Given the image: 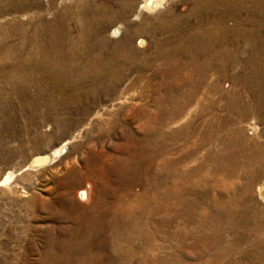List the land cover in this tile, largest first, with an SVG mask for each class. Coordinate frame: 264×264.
Masks as SVG:
<instances>
[{
	"label": "rangeland",
	"instance_id": "obj_1",
	"mask_svg": "<svg viewBox=\"0 0 264 264\" xmlns=\"http://www.w3.org/2000/svg\"><path fill=\"white\" fill-rule=\"evenodd\" d=\"M142 1L0 0V180L9 171L14 174L0 183V264H264V108L242 115L225 107L228 95L244 93L245 102L254 100L239 80L254 66L264 74V16L258 15L252 0H226L216 6H206L207 0H153V9L140 8ZM261 3L264 6V0ZM93 8L106 13L98 31L84 36L83 26L89 25ZM177 20L179 27L203 34V44L217 38L212 53H225V58L215 62L192 100L164 125L158 111L173 104L168 91L179 98L189 90L174 74L169 80L165 75L166 56L175 55L181 63L189 59L178 46L181 31L167 30ZM213 28L217 32L211 37ZM126 36L129 45L121 42ZM98 69L122 75L115 90L93 89L106 80L95 74ZM183 71L188 73L186 67ZM58 85H63L61 97L54 94ZM73 87L80 95L67 107L64 97L73 94ZM54 96L60 103L53 113L49 104ZM208 102L214 104L213 110L203 111ZM216 118L220 125L213 140L198 145L208 136L207 123ZM187 123V137L167 138L168 153L159 159L162 165L168 158L185 155L186 168L201 164L203 169L187 178L192 188L186 196L198 204L197 217L179 230L157 226L160 216L152 208L149 175L136 173L118 182L114 173L119 160H136L133 154L143 137L160 140L158 128L170 134ZM145 126H154L155 132L147 133ZM67 139L66 150L51 162L29 166L34 157L50 153ZM221 159L234 165L231 175L220 171ZM248 183L251 190L245 191ZM237 198L244 201L242 206L238 201L237 211L250 220L243 219L238 230L247 229L250 240L226 247L223 242L231 241L232 234L225 224L221 244L212 247L197 240L194 233L201 229V215L218 211L220 201ZM174 230L182 238L168 239ZM117 244L131 247V257L117 261L112 250ZM244 250L251 256L240 253ZM214 253L218 256L212 260Z\"/></svg>",
	"mask_w": 264,
	"mask_h": 264
},
{
	"label": "bare ground",
	"instance_id": "obj_2",
	"mask_svg": "<svg viewBox=\"0 0 264 264\" xmlns=\"http://www.w3.org/2000/svg\"><path fill=\"white\" fill-rule=\"evenodd\" d=\"M242 1V0H241ZM254 2V5H256V9L258 10V15H262L264 16V9L262 7H264L261 3V0H252ZM225 4L226 0H207L206 2V6H216V4ZM155 2H153V0H143L140 4V8L144 9V8H149L152 9L154 7ZM84 5V4H83ZM159 5V4H158ZM85 7V6H84ZM144 7V8H143ZM105 8V7H104ZM84 9V8H83ZM88 9V8H87ZM106 9V8H105ZM101 8V9H94L93 8V12L91 13L90 19L88 24L86 26H83V30H82V35L87 36L89 33H93L95 32V30L98 31L99 26L101 25V19H103V16L106 13V10ZM149 10V9H148ZM79 11V10H78ZM85 11V10H84ZM91 11V10H90ZM89 12V11H88ZM84 13V12H83ZM78 15V14H77ZM121 15V14H120ZM86 16V15H85ZM82 18V16H81ZM86 17H84L85 19ZM78 19V17H77ZM87 19V18H86ZM79 20V19H78ZM61 21V20H60ZM87 23V22H86ZM179 21L177 20L175 23L172 24V26L167 30L169 31H174V30H178L181 31L183 37L182 40L178 43L179 48H181V46L183 47V49H185V51L187 53H189V59L185 60L184 63L180 62V59L178 57H176L175 55L169 57L166 56V65H167V74L165 73V75L171 76V74H174L173 76L177 77L180 81H182V85L186 84L189 85V90L186 92V95H183L181 97H176L173 96L172 91H168V96L167 99L169 101H171V107H168L169 104H167V107L165 108H160L159 109V116H161L163 119L161 120V122L166 125L168 122H170V120L177 114H179L184 108L185 105L187 103H189V101L192 100V98L194 97L197 89L199 88L201 82H203V79L205 78V75L207 74V71H209L214 64H216L215 62H218L219 60L225 58L224 54L222 53H218L217 51L212 53V51L214 50V47L217 45V42L215 41V39L217 38H212L213 40L211 41H207L205 44H203L202 40H201V34L197 29L194 30H188L185 27H179ZM81 28V27H80ZM39 30V28L37 29ZM80 30V29H79ZM100 30V29H99ZM115 31L118 32V29H115ZM212 35L211 37L215 36L214 33H216V28H213L212 30ZM54 33V32H53ZM114 33V32H113ZM220 33V32H219ZM56 34V33H55ZM98 34V33H97ZM100 34V33H99ZM35 35V34H34ZM80 35V34H79ZM37 36V35H36ZM81 36V35H80ZM91 36V35H90ZM221 36V35H220ZM217 37V35H216ZM65 38V37H64ZM77 38V37H76ZM79 38V37H78ZM82 38V36H81ZM85 38V37H84ZM89 38V37H88ZM189 38V39H187ZM87 39V38H86ZM130 39V38H129ZM128 36H126L125 38H123V40L121 41L124 45L127 44L129 45V40ZM219 39V38H218ZM35 40V39H34ZM45 40V39H44ZM48 40V39H47ZM83 41V40H82ZM141 41V40H140ZM169 40H167L168 42ZM204 41V40H203ZM253 41V40H252ZM61 42H63L61 40ZM76 42V41H75ZM80 42V41H79ZM85 42V41H84ZM142 42V41H141ZM216 42V43H214ZM48 43V42H47ZM74 43V42H72ZM61 45V43H58ZM57 44V45H58ZM82 44V43H81ZM122 44V45H123ZM171 44V43H170ZM215 44V45H214ZM76 45V44H75ZM84 45V44H83ZM78 46V45H77ZM75 46V47H77ZM80 46V44H79ZM89 46V45H88ZM58 47V46H57ZM61 47V46H60ZM63 47V46H62ZM61 47V48H62ZM73 48V47H72ZM80 48V47H79ZM258 49V48H256ZM255 49V50H256ZM6 51V50H5ZM43 51V50H42ZM87 51V50H86ZM161 51V50H159ZM176 51V50H175ZM34 52V50H33ZM77 52V51H76ZM79 52H82L79 51ZM226 52V51H225ZM49 53V52H48ZM75 53V52H74ZM257 53V51H256ZM65 54V53H64ZM79 54V53H78ZM84 54V53H83ZM167 54V53H166ZM172 54V53H171ZM169 54V55H171ZM228 54V53H227ZM255 54V53H254ZM33 55V54H32ZM60 55V54H58ZM62 55V54H61ZM95 55V54H93ZM30 56V55H29ZM28 56V57H29ZM56 56V55H55ZM96 56V55H95ZM126 56V55H125ZM203 56V59L200 60L199 57ZM262 56V55H261ZM31 57V56H30ZM29 57V58H30ZM45 57V55H44ZM48 57V56H47ZM51 57V56H50ZM65 57V56H64ZM99 57V56H97ZM96 57V58H97ZM264 57V56H263ZM261 57V58H263ZM27 58V56H26ZM33 58V57H32ZM76 58V57H75ZM74 58V59H75ZM94 58V57H93ZM107 58V57H106ZM163 57H161L162 59ZM260 58V59H261ZM40 59V58H39ZM55 59V58H54ZM62 59V58H61ZM95 59V58H94ZM99 59V58H98ZM126 59V58H125ZM129 59V57H128ZM27 60V59H26ZM30 60V59H29ZM37 60V59H36ZM41 60H43L41 58ZM45 60V59H44ZM56 60V59H55ZM65 60V58H64ZM70 60V59H69ZM68 60V61H69ZM80 60V59H79ZM90 60V59H89ZM114 60V59H113ZM135 60V59H134ZM226 60V59H225ZM253 64L257 65V62H259L258 60H256V56H254L253 58ZM33 61V60H32ZM49 61V60H48ZM76 61V60H75ZM98 61V60H97ZM101 61V60H100ZM99 61V62H100ZM126 61V60H125ZM164 61V60H163ZM31 62V60H30ZM41 62V61H40ZM58 64L64 62L57 60L56 61ZM102 62V61H101ZM112 62V61H111ZM115 62V60H114ZM26 63V62H25ZM24 63V64H25ZM29 63V62H28ZM37 63V62H36ZM44 63V62H43ZM55 63V62H54ZM53 63V64H54ZM66 63V61H65ZM64 63V64H65ZM78 63V62H77ZM86 63V61H85ZM84 63V64H85ZM104 63V62H103ZM116 63V62H115ZM123 63V62H122ZM163 63V62H162ZM175 65V70L173 71L174 73H172V68L170 69V67H173V65ZM226 65V62H224ZM34 64V63H33ZM46 64V63H45ZM48 64V63H47ZM46 64V65H47ZM94 64V63H93ZM98 64V63H97ZM96 64V65H97ZM252 64V63H251ZM26 65V64H25ZM40 65V64H39ZM73 65V64H72ZM75 67H77V64H74ZM92 65V63H91ZM95 65V64H94ZM112 65V64H111ZM124 65V63H123ZM32 66V65H31ZM36 66V65H35ZM70 66V65H68ZM99 66V65H98ZM107 66V65H106ZM61 67V66H60ZM65 67V66H64ZM63 67V68H64ZM67 67V66H66ZM73 67V66H72ZM90 67V66H87ZM86 67V68H87ZM105 67V66H104ZM165 67V66H164ZM162 67V68H164ZM187 68V74H185V72L183 71L184 68ZM225 67V66H224ZM30 68V67H29ZM45 68V67H44ZM54 68V67H53ZM112 68V67H111ZM166 68V67H165ZM169 68V69H168ZM252 68V66H251ZM31 69V68H30ZM58 69V67H57ZM70 69V67H69ZM78 69V68H77ZM80 69V68H79ZM96 69V66H95ZM101 69V68H100ZM98 69L97 72L95 74H97V76H99L98 78H105L106 80L103 82L102 85L98 84V86L93 87V89H99V88H103L102 90L107 91V92H111L112 90H115V87L117 86V84L120 82L121 80V76L122 75H118L115 71L114 72H109V71H103ZM103 69V68H102ZM107 69V68H106ZM114 69V68H113ZM116 69V68H115ZM258 67L254 66L253 71L251 72V74H247V76L244 79H238L239 80V85L242 86L243 88H247V91L251 92L254 94V100L252 103H247L245 102V94L244 93H238L236 95L233 96H229L227 97V100L225 102V107L229 110V111H236L239 114H244L249 112L250 110H255V109H263L264 108V74L260 72V70H258ZM261 69V68H260ZM49 70V69H48ZM93 70V69H92ZM109 70V68L107 69ZM117 70V69H116ZM165 70V69H164ZM46 71V70H45ZM44 71V72H45ZM51 71V70H50ZM69 71V70H68ZM75 71V70H74ZM88 71V70H87ZM95 71V70H94ZM80 72V70H79ZM84 72V71H83ZM86 72V71H85ZM263 72V71H262ZM46 73V72H45ZM50 73H54L53 70ZM56 73V72H55ZM66 73V72H65ZM72 73V72H71ZM82 73V72H81ZM80 73V74H81ZM89 73H94V72H90ZM163 73V72H162ZM184 73V75H183ZM79 74V75H80ZM121 74V73H120ZM160 74V71H159ZM164 74V73H163ZM53 75V74H52ZM82 75V74H81ZM80 75V76H81ZM90 75V74H89ZM48 76V75H47ZM92 76V75H91ZM96 76V77H97ZM163 76V75H162ZM50 77V76H49ZM55 77V76H54ZM90 77V76H89ZM137 77V76H136ZM165 77V76H164ZM163 77V78H164ZM67 78V77H65ZM96 79V78H95ZM171 78H168V80ZM176 79V78H175ZM57 80V79H55ZM64 80V79H63ZM137 80V79H136ZM165 80V79H164ZM174 80V79H173ZM178 80V81H179ZM67 81V80H66ZM81 81V80H80ZM171 81V80H170ZM48 82V81H46ZM115 82L117 84H115ZM68 83V81H67ZM168 83V82H167ZM166 83V84H167ZM53 84V83H52ZM62 84V83H61ZM203 84V83H202ZM51 85V84H50ZM53 86V85H52ZM51 86V87H52ZM59 86L55 88V92L54 94H58L57 96L60 95L59 93ZM63 86V85H61ZM60 86V87H61ZM77 86V85H76ZM75 86V87H76ZM90 86V85H89ZM71 87V86H70ZM73 87V94L70 95V93L68 94V96L64 97V105L68 107L69 104H72L77 97V94L80 95V90L78 88ZM92 87V86H91ZM80 88V87H79ZM211 88V87H210ZM216 88V87H215ZM63 89V88H62ZM92 90V89H90ZM212 90V88H211ZM249 92V93H250ZM94 93V92H93ZM167 93V92H166ZM236 93V92H234ZM52 94V93H51ZM95 94V93H94ZM107 94V93H106ZM252 95V94H251ZM53 96V95H52ZM61 97V96H59ZM165 97V96H164ZM57 97H51V101H50V107L53 110L52 112L54 113L55 111V106L57 107L59 105L60 102H58V100H56ZM166 101V100H165ZM167 101V102H169ZM214 102V101H213ZM170 103V102H169ZM63 105V104H62ZM64 106V107H65ZM214 108V104L212 102H208V104L204 107L203 111H211ZM46 110V109H45ZM67 110V109H66ZM202 110V108H201ZM42 111V110H41ZM59 111V110H58ZM263 111V110H262ZM259 112V110H258ZM46 112L42 113L44 115ZM51 113V112H50ZM61 113V112H60ZM48 117V116H47ZM46 117H43V119H45ZM227 118V117H226ZM41 119V118H40ZM39 119V120H40ZM42 120V119H41ZM221 120V118H220ZM223 120V119H222ZM43 121V120H42ZM46 121V120H45ZM66 121V120H65ZM83 121V120H82ZM218 120L213 119V121H209L207 123V131H208V136L205 135V137L203 139H200V144L201 145L205 142L210 141V139H212L211 135L213 134V132H216V130H218L217 128H219L218 124ZM229 122V121H228ZM226 123V122H224ZM43 124V123H42ZM152 124V123H151ZM227 124V123H226ZM38 125V124H37ZM205 125V124H204ZM203 125V126H204ZM222 125V124H221ZM147 126V125H146ZM145 126V127H146ZM225 126V125H224ZM109 127V126H108ZM188 129H189V123L185 124V126L181 127L180 129L177 130H173L170 134H165L161 129L158 128V130H156L157 134L159 135V139L160 140H153L152 138L145 136L141 139V142H139V146L137 145V151L134 152L133 156L137 154L136 156V160L135 161H128V157L125 158V160H119V166L117 167V169H115V176H114V181H122L123 179H125L126 177H128L129 175L134 176L136 173H140L141 175H146V177L149 175L150 180H151V187L149 188L150 191V196H151V202L152 204V208L153 210H155L154 212L160 216L159 220L160 223H158L159 225L157 226H169L170 228L175 227L176 229H181V224L186 225L188 224V222H192L195 219L196 216V207L197 205L195 204L194 200L189 199L186 194L191 191L192 186H190V184H188V176L189 175H196L198 173H200L201 171V164L200 166H196L192 169H188L186 168L184 161H186V156L184 155V157L182 156H176L173 158H168V160L164 161V163H162V165L159 164V159L161 160L163 157V154L166 152L167 150V144L165 142V140L171 139V140H178L179 137H187L188 134ZM195 129V128H194ZM224 129V128H223ZM146 132L147 133H151V132H155V127L154 126H150V127H146ZM205 130V129H203ZM228 130V128H227ZM231 130V129H230ZM233 130V129H232ZM237 130V129H236ZM234 130V131H236ZM191 131V130H190ZM194 131V130H193ZM202 131V130H201ZM221 131V130H220ZM42 132V131H41ZM203 132V131H202ZM201 132V133H202ZM229 132V131H228ZM231 132V131H230ZM239 132V130H238ZM237 132V133H238ZM44 133V132H43ZM203 134V133H202ZM201 134V135H202ZM229 134V133H228ZM227 134V135H228ZM240 134V133H239ZM238 134V136H239ZM236 135V134H235ZM143 136V135H142ZM75 138V135L73 136ZM228 137V136H227ZM226 138V137H225ZM234 138V137H233ZM238 138V137H237ZM198 139V138H197ZM196 139V141H197ZM229 139V138H228ZM232 139V138H231ZM213 140V139H212ZM70 141V139H67L65 141V143H63L62 145H60L59 147L55 148L53 151H51L50 153H46L44 155H38L36 157H34L30 163L29 166L32 165H38V164H43L44 162H51L55 157H57L59 154L63 153L66 149H65V145L66 143H68ZM236 141V140H235ZM138 142V141H137ZM233 142V140H232ZM197 144V143H196ZM207 144V143H206ZM229 144V143H228ZM231 144V143H230ZM224 145V144H223ZM198 147V146H197ZM230 147V145H229ZM171 149V148H170ZM135 150V149H134ZM173 150V149H172ZM168 153V152H166ZM182 153V152H181ZM183 154V153H182ZM209 154V153H208ZM128 155V154H127ZM249 155V154H248ZM257 155V154H256ZM209 156V155H208ZM225 156V154H224ZM250 156V155H249ZM125 157V156H124ZM162 157V158H161ZM218 158V157H217ZM221 158V157H220ZM224 158V157H223ZM242 158V157H241ZM246 158V156H245ZM244 158V159H245ZM257 158V157H255ZM242 159V160H244ZM250 159V158H248ZM252 159V158H251ZM258 159V158H257ZM239 160V159H237ZM241 160V162H242ZM162 161V162H163ZM218 161V160H217ZM256 161V160H255ZM260 161V160H257ZM220 162V160H219ZM218 162V163H219ZM229 162V161H228ZM238 162V161H237ZM249 162V161H248ZM254 162V161H253ZM247 163V162H246ZM250 163V162H249ZM47 164V163H46ZM115 164V163H114ZM160 166H159V165ZM217 164V163H216ZM227 164V163H226ZM224 163V159H221V165L220 166V171L224 172L225 176H229L233 173V171H235L234 169V165L230 166V165H226ZM28 166V167H29ZM251 166V165H250ZM27 167V166H26ZM248 167V166H247ZM219 167H217L218 170ZM257 168V167H255ZM251 169V168H250ZM137 170V171H136ZM203 170V169H202ZM216 170V172H217ZM246 170V169H245ZM255 172V169H253ZM259 170V169H257ZM106 171V170H105ZM214 171V170H213ZM212 171V172H213ZM260 172V171H259ZM243 173H245L243 171ZM248 173V172H246ZM201 174V173H200ZM220 174V173H219ZM258 174V173H257ZM221 175V174H220ZM236 175V174H235ZM244 175V174H242ZM248 175V174H247ZM12 176H14L12 171L7 172L4 177L0 180L1 184L7 183L10 178H13ZM103 176V175H102ZM138 176V175H137ZM199 176V175H197ZM223 176V175H222ZM256 176V174H255ZM224 177V176H223ZM234 177V176H233ZM250 177V176H249ZM252 177V176H251ZM113 178V177H112ZM200 178V176H199ZM228 178V177H227ZM104 179V178H103ZM195 179V178H194ZM107 180V179H106ZM148 180V179H147ZM193 180V179H192ZM222 180V179H221ZM227 180V179H226ZM249 180V179H248ZM253 180V179H252ZM127 181V180H126ZM196 181V180H195ZM194 181V182H195ZM125 182V181H124ZM199 182V180H198ZM226 182V181H225ZM107 183V182H106ZM229 183V182H228ZM90 184V183H89ZM112 184V183H111ZM194 184V183H193ZM108 185V184H106ZM121 185V184H120ZM123 185V184H122ZM195 185V184H194ZM114 186V185H113ZM112 186V187H113ZM263 186V185H262ZM102 188V187H101ZM118 188V187H117ZM243 188V187H242ZM260 188V187H259ZM116 189V188H115ZM119 189V188H118ZM233 189V188H232ZM240 189V188H239ZM242 190V189H240ZM246 190H251V185L250 183H248V185H246L245 187V191ZM234 192V191H233ZM93 193V192H92ZM229 193V192H228ZM245 193V192H244ZM79 194V193H78ZM104 194V193H103ZM119 194V193H118ZM148 194V195H149ZM199 194V193H198ZM80 195L81 196H86V192L84 190L80 191ZM79 196V195H78ZM239 196V195H238ZM117 197V196H116ZM121 197V196H120ZM149 197V196H148ZM240 197V196H239ZM104 198V197H103ZM122 199V198H121ZM238 199V198H237ZM115 200V199H114ZM238 201L241 204H244V201L242 199H230V200H224V201H220L216 204V209L218 211H213L212 213H208L206 212L207 208L206 204H204L202 206V210L203 212H206L205 214L201 215V220L199 225H201V229L198 230V232L196 231L194 234L197 238V240L199 241H203L204 242H210L212 247H214L216 244H221V240H220V234H222V224H225L229 227L230 229V234H232V240L230 241H224L223 243L225 244L226 247H230L232 246V243H236L239 244L242 241H247L250 240V235L251 233H247V229L245 230L244 227L241 228L240 226V230H238V225H241L242 220L243 223H245L246 218L249 220L248 216L244 218H242L241 213L239 214V212L237 211V206H238ZM241 201V202H240ZM122 203V202H121ZM139 203V202H138ZM198 203V202H196ZM147 204V203H146ZM239 204V205H240ZM247 204V203H246ZM107 205V204H106ZM105 205V207H106ZM116 205H119V203H116ZM122 205V204H121ZM132 205V203H131ZM130 205V206H131ZM98 206V204H97ZM100 206V204H99ZM124 206V205H123ZM247 206V205H246ZM117 207V206H116ZM116 207L114 209H116ZM245 207V206H244ZM243 207V208H244ZM112 208V207H111ZM247 210V209H246ZM116 211V210H115ZM245 211V210H243ZM124 212V211H123ZM199 212V211H198ZM127 213V212H126ZM248 213V212H247ZM115 214V213H114ZM117 214V213H116ZM130 214V213H129ZM199 214V213H198ZM201 214V213H200ZM125 215V214H124ZM254 215V214H253ZM122 216V214H121ZM199 216V215H198ZM256 216V215H255ZM197 217V216H196ZM116 218V217H115ZM141 220V219H140ZM106 221V220H105ZM116 221V219H115ZM250 221V220H249ZM113 222V221H110ZM117 222V221H116ZM196 222H198L196 220ZM122 223V222H121ZM155 224V223H154ZM198 224V223H197ZM196 225V224H193ZM198 225V226H199ZM246 225V224H245ZM143 226V225H142ZM244 226V225H243ZM183 227V226H182ZM194 227V226H193ZM225 227V226H224ZM257 227V226H256ZM163 228V227H162ZM248 228V227H247ZM159 229V228H158ZM165 229V228H164ZM189 229V228H188ZM192 229V228H191ZM190 229V230H191ZM225 229V228H224ZM251 229V228H250ZM168 230V229H167ZM171 231V230H170ZM173 231V230H172ZM175 232H169L168 239H178L182 238V234L181 233H177L176 230H174ZM194 231V230H193ZM163 232V231H162ZM187 232V231H186ZM157 233V232H156ZM224 233V232H223ZM163 234V233H162ZM190 234V233H189ZM193 234V235H194ZM227 235V233H225ZM228 234V235H230ZM111 235V234H110ZM166 235V234H165ZM184 235L186 236L185 232ZM124 238V237H123ZM226 238V237H225ZM229 238V237H228ZM189 239V238H188ZM227 239V238H226ZM255 239V238H254ZM224 240V238H223ZM82 242V241H81ZM117 242V241H116ZM248 242V241H247ZM250 242V241H249ZM182 243V242H181ZM186 243V242H185ZM184 244V243H183ZM199 244V243H198ZM209 244V243H207ZM63 245V244H62ZM181 245V244H180ZM205 245V244H204ZM79 246V245H78ZM131 246V245H130ZM179 246V245H178ZM112 250L116 255V260L117 261H122V258H129V256L131 257V247L126 246L125 248H123V246L121 244H117V245H113L112 246ZM207 247V245L205 246ZM221 247V246H220ZM242 247V246H241ZM255 247V245H254ZM200 248V247H199ZM225 248V247H224ZM232 248V247H231ZM238 248V247H237ZM208 249V248H207ZM227 249V248H226ZM225 249V250H226ZM244 249V248H243ZM242 249V250H243ZM218 250V249H217ZM215 250V252L217 251ZM223 250V252L225 251ZM234 250V249H232ZM213 251V250H211ZM230 251V250H229ZM222 252V251H221ZM219 252V253H221ZM222 252V253H223ZM234 251H231V253ZM239 252V250H238ZM112 253V252H111ZM141 253V252H140ZM235 253V252H234ZM240 253L244 254L246 257H250V251L249 250H244L241 251ZM212 254V253H210ZM228 254V253H227ZM237 254V253H236ZM66 256V255H65ZM107 256V255H106ZM174 256V255H173ZM218 254L214 253L211 256V259L214 260V258H217ZM220 256V255H219ZM223 256V255H222ZM234 256V255H233ZM201 257V255H200ZM226 257V255H225ZM224 257V258H225ZM236 257V256H235ZM111 258V257H110ZM123 258V259H124ZM137 258V257H136ZM144 258V257H143ZM173 258V257H172ZM177 258V257H176ZM210 258V257H209ZM80 259V258H79ZM109 259V258H108ZM125 260V259H124ZM178 260V259H177ZM210 260V259H209ZM218 260V259H217ZM216 261V259H215ZM87 262H89V260H87ZM86 262V263H87ZM213 262V261H212ZM84 264V263H83Z\"/></svg>",
	"mask_w": 264,
	"mask_h": 264
}]
</instances>
